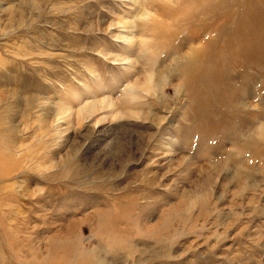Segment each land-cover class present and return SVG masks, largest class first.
<instances>
[{
    "label": "rangeland",
    "instance_id": "1",
    "mask_svg": "<svg viewBox=\"0 0 264 264\" xmlns=\"http://www.w3.org/2000/svg\"><path fill=\"white\" fill-rule=\"evenodd\" d=\"M259 1L0 0V264H264Z\"/></svg>",
    "mask_w": 264,
    "mask_h": 264
},
{
    "label": "bare ground",
    "instance_id": "2",
    "mask_svg": "<svg viewBox=\"0 0 264 264\" xmlns=\"http://www.w3.org/2000/svg\"><path fill=\"white\" fill-rule=\"evenodd\" d=\"M250 2H251V1H250ZM251 3H252V2H251ZM261 3H263L262 0L259 1V4H261ZM259 4H258V5H259ZM251 22H253V21H251ZM251 25H252V23H251ZM258 31H260V30H258ZM259 33H260V32H259ZM261 33H262V32H261Z\"/></svg>",
    "mask_w": 264,
    "mask_h": 264
}]
</instances>
